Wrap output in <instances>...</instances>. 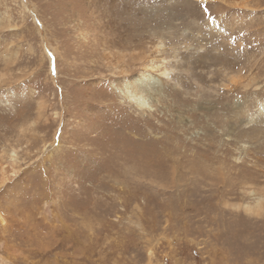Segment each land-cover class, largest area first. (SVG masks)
Here are the masks:
<instances>
[{"label":"rangeland","instance_id":"1","mask_svg":"<svg viewBox=\"0 0 264 264\" xmlns=\"http://www.w3.org/2000/svg\"><path fill=\"white\" fill-rule=\"evenodd\" d=\"M263 197L264 0H0V264H264Z\"/></svg>","mask_w":264,"mask_h":264},{"label":"bare ground","instance_id":"2","mask_svg":"<svg viewBox=\"0 0 264 264\" xmlns=\"http://www.w3.org/2000/svg\"><path fill=\"white\" fill-rule=\"evenodd\" d=\"M155 65L156 64L154 58L147 60V62L143 66V70L141 71V73H139L137 77H133L130 82H127L125 84V90L128 99H132L135 102L136 106L140 109H144L146 107L147 101L150 99L151 95H153L150 89H153L155 81L152 80L151 77L147 76L146 74L150 69H152L153 71L155 69ZM161 75L168 76L167 70L163 69ZM148 87L151 88L148 89ZM152 97H154V95ZM5 173H8V169H6ZM246 211L254 215H257L260 212L264 211V197L262 199H259L256 205L250 207L248 206L246 208Z\"/></svg>","mask_w":264,"mask_h":264}]
</instances>
